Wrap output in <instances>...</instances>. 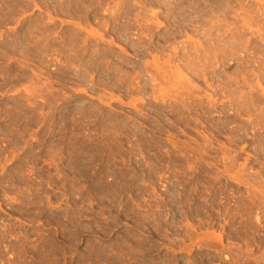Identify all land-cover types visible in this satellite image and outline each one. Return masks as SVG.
Returning a JSON list of instances; mask_svg holds the SVG:
<instances>
[{
  "label": "rangeland",
  "instance_id": "rangeland-1",
  "mask_svg": "<svg viewBox=\"0 0 264 264\" xmlns=\"http://www.w3.org/2000/svg\"><path fill=\"white\" fill-rule=\"evenodd\" d=\"M80 1L0 0V264H264V119L242 109L250 97L264 108V15L260 22L255 15L264 0H188L172 19L157 0L144 13L139 0H127L118 13L111 5L117 20L102 9L116 0ZM138 14L164 24L151 21L155 34L141 37ZM176 29L181 37L163 45ZM177 46L210 49L205 81L180 62L171 65L175 78L165 73L173 82L164 81L163 59ZM215 46L229 51L227 60ZM238 72L240 81L229 82ZM154 73L158 86L149 81Z\"/></svg>",
  "mask_w": 264,
  "mask_h": 264
},
{
  "label": "bare ground",
  "instance_id": "bare-ground-1",
  "mask_svg": "<svg viewBox=\"0 0 264 264\" xmlns=\"http://www.w3.org/2000/svg\"><path fill=\"white\" fill-rule=\"evenodd\" d=\"M4 1H5V0H4ZM60 1H62V0H60ZM63 1H65V0H63ZM71 1H73V0H71ZM79 1H80V0H79ZM85 1H86V0H85ZM93 1L95 2L96 0H93ZM100 1H101V0H100ZM105 1H108V0H105ZM109 1H111V0H109ZM135 1H136V0H135ZM151 1H152V0H147V1H146V0L144 1V0H143V1L141 2V1L139 0L140 5H142L143 8L145 9L142 13L146 12V10H147V6H149V4L151 3ZM197 1H198V0H197ZM205 1H206V0H205ZM245 1H246V0H245ZM1 2H2V1H1ZM58 2H59V1H58ZM74 2H75V0H74ZM80 2H82V1H80ZM83 2H84V1H83ZM83 2H82V3H83ZM86 2H87V1H86ZM90 2H91V0H90ZM90 2H89V0H88V3H89V4H90ZM98 2H99V0H98ZM102 2H104V1H102ZM112 2H113V1H112ZM155 2H156V4H157V3H160V4H162V5L164 6L166 13H168L167 16H168L170 19H172V18H171L172 15L180 14L179 17L183 16L182 14L185 13L186 10L189 9V8L186 9V7L188 6V3H189L188 0H163V2H162L161 0H157V1H155ZM194 2H195V1H194ZM200 2H201V0H200ZM258 2L261 3L262 1H261V0L259 1V0H258ZM78 3H79V2H78ZM78 3H77V4H78ZM82 3H80V4H82ZM91 3H92V2H91ZM108 3L110 4V8L107 10L106 7L104 6L105 8L102 7V9L105 10V13H108L109 16H111V17H110L111 19H112V17L114 16L113 19L117 20V19L119 18V17H117V15H119V14L116 15V13H118V12L121 11V10H120V9H121V3H122V4H127L128 1H127V0H116V3H117V4L115 3V1H114V4H113V3L111 4V2H106V6H107V7H108V5H109ZM130 3H131V2H130ZM152 3H154V2H152ZM191 3H192V2H190V4H191ZM195 3H196V2H195ZM1 4H2V3H1ZM58 4H60V2H59ZM83 4L86 5V3H83ZM83 4H82V5H83ZM99 4H100V3H99ZM102 4H103V3H102ZM107 4H108V5H107ZM160 4H159V5H160ZM192 4H193V3H192ZM203 4H204V3H203ZM262 4H263V3H262ZM62 5H63V4H62ZM65 5H66V4H65ZM65 5H64V6H65ZM69 5H70V4H69ZM75 5H76V4H75ZM82 5H81V6H82ZM87 5H88V4H87ZM104 5H105V4H104ZM111 5L113 6V8H114V7L116 8V6L119 5V6H117L116 11H117V9H118L119 7H120V9H119L117 12H116L115 10L113 11V8H112ZM114 5H115V6H114ZM152 5H154V4H152ZM193 5H195V4H193ZM193 5H192L191 7H193ZM196 5H197V4H196ZM196 5H195V6H196ZM198 5H199V1H198ZM198 5H197V6H198ZM205 5H206V4H204V6H205ZM15 6H16V5H15ZM17 6H18V5H17ZM100 6H101V4H100ZM102 6H103V5H102ZM123 6H124V5H122V7H123ZM128 6H129V5H128ZM154 6H155V5H154ZM156 6H158V5H156ZM163 6H161V7H163ZM202 6H203V5H202ZM65 7H66V6H65ZM85 7H86V6H85ZM98 7H99V6H98ZM189 7H190V6H189ZM200 7H201V6H200ZM200 7H198V8H200ZM15 8H16V7H15ZM67 8H68V7H67ZM67 8H66V9H67ZM77 8H80V7H77ZM77 8H76V9H77ZM83 8H84V7H83ZM83 8H82V9H83ZM100 8H101V7H99V9H100ZM111 8H112V9H111ZM126 8H127V7H126ZM126 8H125V10L127 11ZM128 8H130V7H128ZM138 8H139V7H138ZM149 8H150V7H149ZM193 8H194V7H193ZM204 8H205V7H204ZM263 8H264V7L261 6V10L259 9L260 12H259V11H257L258 13L255 12V15L258 14V15H256V16H257V17L259 16L258 19H257V20H259V22L261 21L260 18H261V17L263 18L262 15H264V12H262V9H263ZM102 9H100V11H103ZM139 9H140V8H139ZM150 9H151V8H150ZM191 9H192V8H191ZM194 9H195V8H194ZM196 9H197V8H196ZM196 9H195V10H196ZM209 9H210V8H209ZM212 9H213V8H212ZM256 9H257V8H256ZM17 10L19 11L18 8H17ZM68 10H69V8H68ZM71 10H72V9H71ZM96 10H97V9H96ZM106 10H107V11H109V10L111 11V10H112L113 12H110V13H112V14H110V13L107 12ZM141 10H142V8H141ZM213 10H214V9H213ZM263 10H264V9H263ZM11 11H12V10H11ZM11 11H10V13H11ZM13 11H14V10H13ZM13 11H12V12H13ZM73 11H74V9H73ZM76 11H77V10H76ZM199 11H200V10H199ZM199 11H197V12L199 13ZM205 11H207V10H206V9H205V10L203 9L204 14H207ZM210 11H212V10H210ZM14 12H15V11H14ZM16 12H17V11H16ZM20 12H21L22 15H23L22 10H20ZM77 12H78V11H77ZM77 12H76V13H77ZM79 12H80V11H79ZM97 12H98V14L100 13L99 10H98ZM97 12H96V13H97ZM114 12H116V13L114 14ZM129 12H130V11H129ZM131 12H132V11H131ZM177 12H178V13H177ZM187 12H188V11H187ZM192 12H193V11H192ZM201 12H202V11H201ZM212 12H213V11H212ZM214 12H216V11H214ZM235 12H236V11H235ZM21 13H20V14H21ZM24 13H25V12H24ZM69 13H70V12H69ZM73 13H75V12H73ZM152 13H154V12H152V10H151V14H152ZM194 13H195V12H194ZM194 13H193V14H194ZM236 13H237V12H236ZM8 14H9V13H8ZM16 14H17V13H16ZM16 14H15V16H16ZM20 14H19V17H21ZM77 14H78V13H77ZM125 14H126V13H125ZM129 14H130V13H129ZM129 14H128L127 16H129ZM132 14H133V13H132ZM186 14H187V13H186ZM195 14H197V13H195ZM204 14H203L202 16H204ZM24 15H25V14H24ZM24 15H23V16H24ZM95 15L98 16L97 14H95ZM112 15H113V16H112ZM115 15H116V16H115ZM154 15L156 16V14H153V16H152L151 18H153ZM158 15H160V14L158 13ZM164 15H165V14H164ZM198 15H199V14H198ZM198 15L196 16L197 18L194 17V16H192V17L196 18V20H197V19H198ZM7 16H8V15H7ZM17 16H18V14H17ZM91 16H92V15H91ZM93 16H94V15H93ZM93 16H92V17H93ZM127 16H126V17H127ZM133 16H134V15H133ZM149 16H151V15H149ZM165 16H166V15H165ZM165 16H164V17H165ZM184 16H185V15H184ZM189 16H190V14L188 15V17H189ZM200 16H201V14H200ZM256 16H254V17H256ZM260 16H261V17H260ZM8 17H10V16H8ZM12 17H13V16H12ZM102 17H103V16H102ZM115 17H116V18H115ZM143 17L145 18L146 16H143ZM143 17H142L141 14H138V15L134 16L135 19H132V20H134L135 22L132 21V20L129 21V22L137 23L138 25L141 26L142 29L144 28V29H143L144 32H143V33H139V34L141 35V37H145V36H146V32H149L150 35H151V34L154 32V31L152 32V30H155L156 28H154V27H156L157 25L159 26V28H161L160 25L162 24L163 21H161V22L159 21V22H158L157 20H155V21L157 22V24H156V22L152 21L153 19H156L158 16H156V18L154 17V18L151 20L152 23H155V25H156V26L154 25V27H153V24H152V23H151L152 25H149L150 22H151V21H149V20L151 19L150 17H149V19H148V17H147L148 20H147V19H143ZM160 17H161V15H160ZM173 17H174V16H173ZM179 17H177V18H178V21H180V19H181V18L179 19ZM190 17H191V16H190ZM190 17H189V18H190ZM3 18H4V16H3ZM13 18H15V17H13ZM13 18H12V19H13ZM103 18H104V17H103ZM105 18H106V17H105ZM105 18H104V19H105ZM251 18H252V17H250L249 20H246V19H248V18H245V21L243 20L244 23H245V25H248V23L251 21ZM26 19H28V18H26ZM49 19H51V17H49ZM97 19H98V18H96V20H97ZM119 19H120V18H119ZM122 19H123V17H122ZM129 19H131V18H129ZM157 19H158V18H157ZM163 19L165 20V19H167V18H163ZM173 19H174V18H173ZM190 19H192V18H190ZM199 19H200V18H199ZM252 19H253V18H252ZM255 19H256V18H254L253 20H255ZM7 20H8V19H7ZM15 20H16V18H15ZM28 20H29V19H28ZM87 20H88V19H87ZM90 20H91V19H90ZM105 20L108 21L109 18H108V19H105ZM146 20H147V21H146ZM158 20H159V19H158ZM167 20H168V19H167ZM176 20H177V19H176ZM192 20H193V19H192ZM192 20H190V23L194 22V21H192ZM200 20H202V18H201ZM253 20H252V21H253ZM262 20H263V19H262ZM88 21H89V20H88ZM88 21H87V22H88ZM101 21H103L102 18H101V20H100V22H99L100 24H98V25H100V27H101V23L104 24V23L101 22ZM172 21H173V20H172ZM184 21H186L185 23H187L186 18H185ZM184 21H182V22H184ZM198 21H199V20H198ZM217 21H219V20H217ZM252 21H251V22H252ZM22 22H23V21H22ZM28 22H29V21H28ZM165 22H167V21H165ZM168 22H169V21H168ZM168 22H167V23H168ZM196 22H197V21H196ZM196 22H195V23H196ZM207 22H208V21H207ZM26 23H27V22H26ZM105 23H106V22H105ZM158 23H159V24H158ZM160 23H161V24H160ZM167 23H165V25H167ZM169 23H170V22H169ZM179 23H180V22H178V24H177L178 26H177L176 28H179V27H181V26L183 25V23H182V25H180ZM185 23H184V24H185ZM199 23H200V22H199ZM199 23H198V24H199ZM203 23H204V22H202L201 25H202ZM216 23H217V22H216ZM262 23H263V22H262ZM39 24L42 26V23H39ZM108 24H109V22H108ZM126 24H127V23H126ZM137 24H136V25H137ZM163 24H164V23H163ZM163 24H162V25H163ZM188 24H189V23H188ZM192 24H193V23H192ZM204 24H206V23H204ZM204 24H203V25H204ZM212 24H213V22L211 21V26H213ZM249 24H251V23H249ZM257 24H258V22H257ZM104 25H107V24H104ZM104 25H103V26H104ZM128 25H130V24H128ZM165 25H164V26H165ZM169 25H171V23H170ZM173 25H174V24H173ZM196 25H197V23H196ZM245 25H244V26H245ZM33 26H34V25H32V27H33ZM36 26H37V25H36ZM38 26H39V25H38ZM103 26H102V28H103ZM124 26H125V25H124ZM130 26H132V25H130ZM158 26H157V27H158ZM191 26H192V25H191ZM194 26H195V24H194ZM209 26H210V24H209ZM219 26H220V25H219ZM248 26H249V25H248ZM32 27H31V29L34 28V27H33V28H32ZM133 27H135V26H133ZM169 27H170V28H169ZM169 27H167V28H168V29H171V27H172V29L174 28L173 26H169ZM200 27H201V26H200ZM202 27H203V26H202ZM202 27H201V28H202ZM213 27H215V26H213ZM37 28H38V27H37ZM39 28H40V26H39ZM106 28H108V27H106ZM124 28L126 29L127 26L124 27ZM129 28H130V27H129ZM138 28H140V27H138ZM153 28H154V29H153ZM159 28H158V29H159ZM163 28H165V27H163ZM187 28H188V27H187ZM187 28L184 29V30H185V33H187L186 31H188V30L191 31V30H190L191 28H189L188 30H187ZM193 28H194V27H193ZM205 28H207V26L204 27V28H202V30L204 31V34H203V35H205V36H209L208 33L211 32V31H209V30H204ZM210 28H211V27H210ZM219 28H220V27H219ZM221 28H222V27H221ZM230 28H231V27H230ZM251 28H252V27H251ZM42 29H43V27H42ZM49 29H50V28H49ZM109 29H110V28H109ZM134 29H135V28H134ZM142 29H141V30H142ZM165 29H166V28H165ZM180 29H181V28H180ZM182 29H183V28H182ZM195 29H196V28H195ZM37 30H38V29H37ZM37 30H36V31H37ZM104 30H105V26H104ZM113 30H114V28L112 29V32H113ZM129 30H130V29H129ZM138 30H139V29H138ZM177 30H178V29H176L175 31H174V30H170V31H172L171 33H167L168 35H164L163 38H160V39H163V45H166V44L170 43L171 41L174 42L173 40H177V39H176V38L178 37L177 35L180 34V32H181L180 30H179L180 32L177 31ZM184 30H183V31H184ZM200 30H201V29H200ZM202 30H201V31H202ZM210 30H212V28H211ZM226 30H227V29H226ZM255 30H256V29H255ZM257 30H259V29H257ZM261 30H262V28H261L260 31H259L260 33H261L262 31H264V29H263L262 31H261ZM31 31H32V30H31ZM31 31H30V32H31ZM41 31H43V30H41ZM46 31H48V29H47ZM84 31H85V30H84ZM86 31H87V30H86ZM86 31H85V32H86ZM90 31H91V30H90ZM90 31H88V32H90ZM107 31H108V30H107ZM110 31H111V30H110ZM110 31H109V33H110ZM130 31H131V30H130ZM170 31H169V32H170ZM193 31H194V29H193ZM195 31H196V30H195ZM203 31H202V32H203ZM218 31H219V30H218ZM218 31H217V32H218ZM28 32H29V31H28ZM37 32H38V31H37ZM76 32H77V31H76ZM78 32H80V31H78ZM78 32H77V33H78ZM138 32H139V31H138ZM167 32H168V31H167ZM32 33H33V32H32ZM42 33H45V32L43 31ZM52 33H53V32H52ZM54 33H57V32L54 31ZM80 33H81V32H80ZM91 33H93V32L91 31ZM105 33H106V32H105ZM115 33H116V31H115ZM117 33H118V32H117ZM149 33H147V34H149ZM165 33H166V32H165ZM182 33H184V32H182ZM188 33H189V32H188ZM188 33H187V34H184V35H189ZM237 33H238V32H237ZM237 33H236V34H237ZM255 33H256V32H255ZM30 34H31V33H29V35H30ZM33 34H35V33H33ZM60 34H61V33H60ZM63 34H64V33H63ZM82 34H83V33H82ZM89 34H90V33H87L88 36L91 35V34H90V35H89ZM93 34H94V33H93ZM93 34H92V35H93ZM135 34H138V33H135ZM139 34H138V35H139ZM143 34H145V35H143ZM154 34H155V32H154ZM201 34H202V33H201ZM236 34H235V35H236ZM256 34H259V33H256ZM263 34H264V33H263ZM58 35H59V34H58ZM72 35H73V39H74V37H75V38L77 37V36H74V35H76L75 32H74V34H72ZM77 35H80V34H77ZM92 35H91V36H92ZM95 35H96V34H95ZM119 35H120V34H119ZM142 35H143V36H142ZM181 35H182V34H180V37H181ZM254 35H255V34H254ZM261 35H262V34H260V37H259V36H258V37L261 38L262 41H264V35H263V36H261ZM32 36H33V35H32ZM32 36H31V37L29 36L30 39H32ZM34 36H35V35H34ZM34 36H33V37H34ZM38 36H39V35H38ZM38 36H36V37H38ZM42 36H43V35H42ZM68 36H70V34H68ZM121 36H122V35H121ZM136 36H137V35H136ZM152 36H153V35H152ZM156 36H158V34H157ZM161 36H162V35H161ZM205 36H203V37H205ZM237 36H238V35H237ZM25 37H26V39H27V35H26ZM43 37H45V36H43ZM52 37H53V36H52ZM64 37H65V36H64ZM92 37H94V35H93ZM101 37H102V35H101ZM101 37H99L100 40H102ZM104 37H105V35L103 36V38H104ZM137 37H139V36H137ZM146 37H147V36H146ZM230 37H231V36H230ZM232 37H233V36H232ZM38 38H39V37H38ZM47 38H49V37H47ZM47 38H46V39H47ZM66 38H67V36H66ZM66 38L64 39L65 41H66ZM96 38H98V36H97ZM187 38H188V37H187ZM206 38H208V37H206ZM234 38H235V37H234ZM238 38H239V37H238ZM36 39H37V38H36ZM46 39H45L44 41H47ZM52 39H54V38H52ZM58 39H59V38H58ZM69 39H70V38H69ZM140 39H142V38H139V40H140ZM22 40H23V39H22ZM24 40H25V39H24ZM37 40H40V39H37ZM85 40H87V39H85ZM85 40H84V42H85ZM139 40H138V41H139ZM143 40H144V39H143ZM153 40H154V39H153ZM247 40H248V39H247ZM25 41H27V40H25ZM25 41H24V42H25ZM32 41H33V40H32ZM41 41H42V40H41ZM65 41H64V42H65ZM73 41H74V40H73ZM76 41H77V38H76ZM87 41H88V40H87ZM140 41H141V40H140ZM140 41H139V42H140ZM237 41H238V40H237ZM35 42H36V41H35ZM42 42H43V41H42ZM42 42H41V43H42ZM53 42H54V41H53ZM74 42H75V41H74ZM84 42H83V43H84ZM88 42H92V41L89 40ZM139 42H138V44H142V43H139ZM142 42H143V41H142ZM144 42H145V41H144ZM158 42H159V41H158ZM21 43H22V42H21ZM26 43H28V41H27ZM29 43H30V42H29ZM41 43H40V44H41ZM49 43H50V42H49ZM51 43H52V41H51ZM65 43H66V42H65ZM69 43H70V41H69ZM247 43H248V42H247ZM253 43H254V42H253ZM23 44H24V43H23ZM32 44H34V42H32ZM32 44L30 43L29 45L32 46ZM86 44H89V43L85 42L84 46H86ZM136 44H137V43H136ZM145 44H146V43H145ZM154 44H155V43H152L151 45H148L147 48H144L145 51H149V50H151V47H152V45H154ZM201 44H203V43H201ZM207 44H208V42H207ZM255 44H256V43H255ZM43 45H44V44H43ZM45 45H46V43H45ZM45 45H44V47H45ZM49 45H51V44H49ZM66 45H69V44H68V40H67V44H66ZM70 45H71V44H70ZM73 45H74V44H73ZM204 45L207 46L206 44H204ZM233 45H234V44H233ZM235 45H236V44H235ZM240 45H241V44H240ZM251 45H253V44H251ZM26 46L29 47L28 45H26ZM35 46H36V44H35ZM37 46H38V45H37ZM51 46H52V45H51ZM53 46H54V45H53ZM84 46H83V47H84ZM131 46L133 47L132 44H131ZM141 46H142V45H141ZM158 46H159V45H158ZM166 46H169V45H166ZM256 46H257V45H256ZM39 47H40V45H39ZM39 47H38V48H39ZM41 47H42V46H41ZM47 47H48V46H47ZM64 47H65V46H64ZM64 47H61V48H63V51H64ZM71 47H72V45H71ZM87 47L89 48V46H87ZM87 47H86V48H87ZM129 47H130V46H128V48H129ZM134 47H135V49L137 48L136 46H134ZM159 47H160V46H159ZM161 47H162V46H161ZM198 47H199V46H198ZM198 47H197V49H198ZM216 47H217V46L212 47L211 49L214 50V48H215L216 51H218V52L220 53L219 56H221V58L218 57L219 59H223V58L225 59L226 57H224V56H230V55H229V51H228V52H225L226 50H225V49L223 50L222 47H221V48L218 47V48H220V49H218V48H216ZM224 47H225V46H224ZM31 48H32V47H31ZM33 48H34V46H33ZM33 48H32V49H33ZM57 48L61 49L60 46L57 47ZM69 48H70V47H69ZM84 48H85V47H84ZM138 48H139V47H138ZM155 48H156V46H155ZM179 48H181V47L177 46V47H175V48H173V49H169V48H168L170 51H171V50L173 51V55H172V56H171V55H170V56H167V59H165V58L163 59V60H165V62H164L165 64L163 63V64H164V67L162 68V69L165 71L164 74H163V77H164V76H167V74L165 75V73H170L169 71H171L170 69H172V66H171V65H172L173 63H175V62H180V64H181V63H185L184 66H185L186 69H191V71H192L193 74H192V73H190V74L194 75L195 78H196V77L199 78V79L202 78V79H204V81H205L206 78H207V76L209 75V74H208L209 72H207V68H208V64H209L207 60H209V58H208L206 55L210 53V49H209V48L206 49L207 47H204L205 49H202V48H203V47H202V48H201V49H202L201 52H200V50L195 49V50H197L196 53L194 52L195 50H194L193 53H192V51H191L192 49H190L191 53L193 54V56H192V54L189 53V52H187V51H182L183 53L180 52V51H179ZM234 48H235V47H234ZM251 48H252V47H251ZM28 49H29V48H28ZM49 49H50V48H49ZM65 49H67V48H65ZM75 49H77V47H76ZM75 49H74V47H73V49H72V50L70 49V50L73 52ZM80 49H81V48H80ZM80 49H79V50H80ZM142 49H143V47H142ZM164 49H165V47H164ZM185 49H188V48L186 47ZM199 49H200V48H199ZM38 50H39V49H38ZM41 50H42V52H43V49H40L39 51H41ZM45 50H46V48H45ZM53 50H54V49H53ZM61 50H62V49H61ZM81 50H82L83 53H84V50H86V49H84V50L81 49ZM81 50H80V51H81ZM90 50H91V44H90ZM90 50H89V51H90ZM92 50H94V49H92ZM92 50H91V51H92ZM125 50H126V49H125ZM136 50H137V49H136ZM188 50H189V49H188ZM213 50H211V51H213ZM232 50H233V48H232ZM246 50H247V49H246ZM249 50H250V49H249ZM29 51H30V50H29ZM34 51H35V50H34ZM46 51H47V50H46ZM50 51H51V50H50ZM59 51H60V50H59ZM76 51H78V50H75V52H76ZM80 51H78V52H80ZM82 51H81V52H82ZM89 51L87 50V52H89ZM95 51H97V53H98L99 50L96 49ZM153 51H156V50H153ZM35 52H36V51H35ZM37 52H38V51H37ZM61 52H62V51H61ZM64 52H65V51H64ZM85 52H86V51H85ZM87 52H86V53H87ZM102 52H103V51H102ZM106 52H107V51H106ZM106 52H105V53H106ZM123 52H125V51H123ZM128 52L130 53L131 50L128 51ZM135 52H137V54H138V52H140V51L137 50V51H135ZM158 52H159V51H158ZM160 52H161V51H160ZM199 52H200V55H198ZM213 52H214V51H213ZM213 52H212V54H215V53H213ZM223 52H224V53H223ZM68 53H69V52H67L66 54H68ZM73 53H74V52H73ZM86 53H85V55H86ZM91 53H92V54H91ZM93 53H94V52H90L91 56H93V58H94V54H93ZM99 53H100V52H99ZM108 53H109V52H108ZM194 53H195V54L198 53V54L195 55ZM100 54H101V53H100ZM102 54H103V53H102ZM230 54H231V57H232V55H234L233 53H230ZM255 54H256V53H255ZM73 55H74V54H71V57H74V56H75V55H74V56H73ZM76 55H77V53H76ZM78 55H79V54H78ZM82 55H84V54H82ZM104 55H105V54H103V57H106L107 55L109 56V54H106V56H104ZM141 55H144V54H142V52H141ZM145 55H148V54H145ZM201 55H203V56H201ZM216 55H217V54H216ZM240 55H241V54H240ZM69 56H70V54H69ZM69 56H67V58H68ZM88 56H90V55H88ZM91 56H90V57H91ZM96 56H97V55H96ZM96 56H95V58H96ZM98 56H99V55H98ZM108 56H107V58H108ZM134 56H135V55H134ZM208 56H209V55H208ZM247 56H248V55H247ZM63 57H64V56H63ZM65 57H66V56H65ZM79 57H80V56H79ZM99 57H100V56H99ZM209 57H211V56H209ZM222 57H223V58H222ZM74 58H75V57H74ZM77 58H78V57H76L75 59L77 60ZM100 58H101V57H100ZM140 58H141V57H140ZM142 58H143V57H142ZM218 58H217V59H218ZM238 58H239V57H238ZM64 59H65V58H64ZM83 59H84V58H83ZM105 59H106V58H104V60H105ZM217 59H216V60H217ZM219 59H218V60H219ZM80 60L82 61V58H81V59H80V58L78 59V63L80 62ZM85 60H86V59H85ZM102 60H103V59H102ZM104 60H103V61H104ZM107 60H109V58H108ZM107 60H106V61H107ZM218 60H217L216 62H218ZM226 60H227V58H226ZM239 60H240V59H239ZM244 60H245V59H244ZM263 60H264V59H263ZM65 61H67V60H65ZM73 61H74V60H73ZM73 61H72V62H73ZM86 61H87V60H86ZM88 61H89V60H88ZM91 61L93 62V60H90L89 63H90ZM98 61H99V60H98ZM204 61H205V62H204ZM219 61H220V60H219ZM221 61H222L223 63H225L224 60H221ZM230 61H231V60H230ZM68 62H71V59H70V58H69ZM74 62H75V61H74ZM76 62H77V61H76ZM82 62H83V61H82ZM94 62H95V61H94ZM104 62H105V61H104ZM202 62H204V63L202 64ZM105 63L108 64V67H107V65H106V67L109 68V62H105ZM105 63H104V65H105ZM147 63H148V62H147ZM214 63H215V62H214ZM214 63H213V64H214ZM223 63H222V64H223ZM82 64H83V63H82ZM92 64H94V63H92ZM95 64H96V63H95ZM143 64H144V68L146 69L148 64H146V65H145V63H143ZM211 64H212V62L210 63V65H211ZM216 64L218 65V63H216ZM216 64H214V65H216ZM79 65H81V63H80ZM86 65H87V63H86ZM96 65H99V64H96ZM100 65H102V64L100 63ZM111 65H113V64L111 63ZM111 65H110V66H111ZM154 65H156V63H154ZM228 65H229V64H228ZM84 66H85V65H84ZM91 66H93V65H91ZM102 66H103V65H102ZM120 66H121V65H120ZM222 66H223V65H222ZM229 66H230V65H229ZM82 67H83V66H82ZM85 67H87V66H85ZM100 67H101V66H100ZM103 67H104V66H103ZM111 67H112V66H111ZM118 67H119V66H118ZM150 67H151V66H150ZM155 67H156V69L158 68L157 65H156ZM178 67H179V65H178V66H175V67H174V68H175L174 70L179 69ZM215 67H216V66H215ZM239 67H240V66H239ZM94 68H95V67L93 66L92 69H94ZM242 68H243V67H242ZM242 68H241V69H242ZM97 69H98V67H97ZM100 69H101V68H99V70H100ZM103 69H104V68H103ZM103 69H102V70H103ZM111 69H112V68H111ZM116 69H117V68H116ZM119 69H120V68H119ZM121 69L124 70V69H126V68H122V67H121ZM95 70H96V69H95ZM95 70H94V72H95ZM107 70H108V69H107ZM117 70H118V69H117ZM117 70H116V72H117ZM123 70H120V71L125 72V73H126V71H128V70H126V71H123ZM147 70H148V71H147ZM149 70H151V69H146L145 71H147V72H149V73H151V72L153 71V70H151V71H149ZM238 70H240V68H238ZM261 70H262V69H261ZM96 71H97V70H96ZM104 71H106V69H105ZM109 71H110V70H108V72H109ZM112 71H113V69H112ZM112 71H111V72H112ZM114 71H115V70H114ZM114 71H113V72H114ZM118 71H119V70H118ZM159 71H161V69H159ZM263 71H264V70H263ZM98 72H99V71H98ZM108 72H107V73H108ZM111 72H109V73H111ZM113 72H112V73H113ZM130 72H131V71H130ZM136 72H137V71H136ZM239 72H240V71H239ZM239 72H238V73H239ZM102 73H103V72H101V74H102ZM125 73H121V74H120V77L122 76V74H125ZM149 73H147L146 75H149ZM236 73H237V72H236ZM249 73H250V72H249ZM252 73H253V71H252ZM261 73H264V72H261ZM90 74H91V73H90ZM93 74H94V73H93ZM134 74H135V73H134ZM140 74H141V73H140ZM151 74L153 75V73H151ZM161 74H162V73H161ZM171 74H172V76L174 77V74L172 73V71H171ZM171 74H168L169 76H167V77H169V78H168V81H169V79L173 78V77L170 76ZM243 74H244V73H243ZM256 74H257V73H256ZM259 74H260V73H259ZM104 75H105V74H104ZM113 75H116V74L114 73ZM117 75H118V74H117ZM157 75H158V74H157ZM176 75H177V74H176ZM192 75H191V77L194 78V76H192ZM99 76H100V75H99ZM130 76H131V75H130ZM135 76H136V81H137V78L139 77V75H136V74H135ZM248 76H249V75H248ZM251 76H252V75H251ZM81 77H82V76H81ZM100 77H102V76H100ZM114 77H115V76H114ZM131 77L133 78L134 76H131ZM141 77H142V76H141ZM149 77H150V75H149ZM149 77H147V78H149ZM153 77L157 78L156 75H155V73H154V76H151V79H149V81L152 82L153 79H155V78H153ZM170 77H171V78H170ZM179 77H180V76H179ZM227 77H228V76H226V78H227ZM240 77H242V73H239L238 75H236L235 78L228 77V79H229V82H230V80H231V81H232V80L240 81ZM252 77H253V76H252ZM252 77H251V78H252ZM256 77H257V76H256ZM258 77H259V78H260V77H263V79H264V74H260ZM97 78H98V76H97ZM97 78H96V79H97ZM104 78H105V76L103 77V79H104ZM124 78H125V77H124ZM132 78H130V79H132ZM174 78H175V77H174ZM174 78H173V79H174ZM197 78H196V79H197ZM224 78H225V77H224ZM114 79H117V76H116V78H114ZM118 79H119V76H118ZM158 79H159V81H160V77L157 78V81H158ZM165 79H166V77H164V81H165ZM173 79H171V81H170L171 83L173 82ZM186 79H187V78H186ZM220 79H222V78L220 77ZM238 79H239V80H238ZM263 79H262V80H263ZM193 80H194V79H193ZM209 80H210V78H209ZM226 80H227V79H226ZM243 80H244L245 82H249V81H247V77L244 78ZM257 80L260 81V79H257ZM90 81H91V77H90ZM93 81H94V79H93ZM93 81H92V83H93ZM101 81H102V79H101ZM101 81H100V79H99V83H100ZM111 81H112V79H111ZM133 81H135V78L132 79V83H135L136 85L138 84L137 87L140 86L139 83H136V81H135V82H133ZM159 81H158V82L154 81V82L157 83V85H156V83L154 84V82H152L153 84L151 83V84H152L151 86H153V85L158 86V83H160ZM187 81H188V79H187ZM222 81H223V79H222ZM105 82H106V81H105ZM113 82H114V81H112V83H113ZM115 82L118 83L117 81H115ZM115 82H114V83H115ZM125 82H126V81H124V83H125ZM138 82H139V81H138ZM166 82H167V81H166ZM206 82H207V81H206ZM122 83H123V82H122ZM126 83H127V82H126ZM130 83H131V82H130ZM259 83H260V82L257 83V86L260 85ZM263 83H264V82H263ZM135 84H134V85H135ZM160 84H161V83H160ZM160 84H159V85H160ZM173 84H174V83H173ZM189 84H191V82H190ZM230 84H231V83H230ZM134 85H132V86H134ZM184 85H185V84H184ZM191 85H192V84H191ZM191 85H190V86H191ZM239 85H240V84H239ZM132 86H131V84H129V87H130V88H131ZM167 86H169V85L167 84ZM193 86H194V85H192L191 87L193 88ZM129 87H128V88H129ZM159 87H161V86H159ZM159 87H158V89H157L155 86H154V88H153V87H152V88H153V90H154L155 88H156L157 90H159ZM241 87H242V86H241ZM258 87H260V86H258ZM133 88H135V87H133ZM133 88H131V89H133ZM139 88H140V87H139ZM242 88H243V87H242ZM260 88H261V87H260ZM260 88H259V89H260ZM135 89L137 90L138 88H135ZM156 89H155V91H153V95H155L154 93L158 92V91H156ZM196 89H197V88H196ZM196 89H192V92H191V93L194 94L193 91L196 90ZM226 89H227V88H226ZM241 90H242V89H241ZM133 91H135V90H133ZM133 91H132V92H133ZM140 91H141V90H140ZM135 92H136V91H135ZM138 92H139V91H138ZM195 92H196V91H195ZM198 92H199V91H198ZM260 92H262V95H263V97H264V90H263V87L261 88V91H260ZM191 93H190V96L192 95ZM233 93H234V92H233ZM252 93H253V92H252ZM252 93H251V94H252ZM198 94H199V93H198ZM183 95H184L185 97H186V95L188 96V95H189V91H188V94H186V95H185V94H182V95H179V96H183ZM247 95H248V94H247ZM190 96H188V97H190ZM196 96H197V95H196ZM242 96H243V95H242ZM250 96H251V95H250ZM250 96H249V97H250ZM176 97H177V96H176ZM192 97H195V96L193 95ZM192 97H190V98H192ZM224 97H225V96H224ZM238 97H239V96H238ZM240 97H241V96H240ZM246 97H247V96H244V99H245ZM178 98H181V97H178ZM233 98H234V97H233ZM242 98H243V97H241V99H242ZM175 99H176V98H175ZM185 99H186V98H185ZM188 99H189V98H188ZM188 99H186V100H188ZM237 99H238V98H237ZM241 99H240V101H239L240 103H238L239 105H241V104H242L241 102H243V101H241ZM182 100H183V101H182ZM186 100L181 99V101H180V100H179V101H180V102H183V104H184V103L186 102ZM189 100H190V99H189ZM189 100H188V101H189ZM234 100H235V99H234ZM242 100H243V99H242ZM247 100H248L247 103L244 105V103H245V102H244L241 106L244 105V108L242 107V109H244V110L246 111V113H248V117H251V116L253 115V114L251 115V113L257 110V111L260 113V114H259V118H263V119H264V108H260V105H258V102H257V101H254V100H253V97H252V98H251V97H250V98H247ZM188 101H187V103H185V104H190V103H188ZM244 101H246V100H244ZM258 101H259V100H258ZM180 102H179V103H180ZM237 102H238V101H237ZM183 104H180V106H182ZM190 105H191V104H190ZM190 105H184V107H185V106H186V107H187V106L189 107ZM235 105H236V104H235ZM237 106H238V105H237ZM237 106H236V107H237ZM186 107H185V108H186ZM188 107H187V109H188ZM190 108H191V107H190ZM190 108H189V109H190ZM240 108H241V107H240ZM237 109H238V108H237ZM190 110H191V109H190ZM244 110H242V111H244ZM240 111H241V110H240ZM245 111H244V112H245ZM242 113H243V112H242ZM240 115L242 116V114H240ZM253 116H254V115H253ZM254 118H255V117H254ZM256 120L259 121L258 119H256ZM254 121H255V120H254ZM262 121H263V120H262ZM248 122L253 124V120H252V122H251V120H248ZM260 123H261V121H260ZM253 125H254V124H253ZM257 125H259L258 122H257ZM262 125H263V126H262ZM254 126H255V125H254ZM254 126H252V127L250 126L252 130H253V129L255 130V127H254ZM261 128L264 130V123L261 124ZM260 130H261V129H260ZM261 135H262V134H261ZM260 137H261V136H260ZM242 172H243V171H242ZM240 173H241V172H240ZM97 175H98V174H97ZM245 176H246V175H245ZM263 176H264V175H263ZM97 178H98V177H97ZM239 178H240V177L238 176V180H239V182H240V179H241V178H240V179H239ZM247 179H248V178H247ZM261 179H262V178H261ZM242 180H245V179H242ZM241 182H242V181H241ZM242 183H243V182H242ZM255 203H256V202H254V205L258 204V203H256V204H255ZM259 203H260V202H259ZM252 204H253V203H252ZM260 207H261V206H260ZM260 207H259V208H260ZM263 209H264V208H263ZM263 209H262V210H263ZM251 210H252V209H251ZM263 211H264V210H263ZM258 217H259V215H258L257 217H255V218L257 219V221L255 220V223L260 221V219H259ZM261 219H262V218H261ZM249 222H250V221H249ZM251 222H252V221H251ZM243 227H244V226H243ZM247 229H248V228H247ZM245 230H246V229H245ZM246 233H247V232H246ZM249 240H250V239H249ZM245 242H246V241H245ZM249 243H250V242H249ZM249 243L247 242V244H249ZM246 247H247V246H246ZM248 249H249V248H248ZM225 259H226V260H229V258H228L227 256H225ZM256 263H257V262H256Z\"/></svg>",
  "mask_w": 264,
  "mask_h": 264
}]
</instances>
